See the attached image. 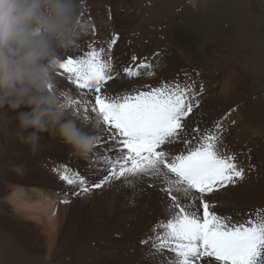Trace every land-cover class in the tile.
Wrapping results in <instances>:
<instances>
[{
    "label": "rangeland",
    "instance_id": "374dc122",
    "mask_svg": "<svg viewBox=\"0 0 264 264\" xmlns=\"http://www.w3.org/2000/svg\"><path fill=\"white\" fill-rule=\"evenodd\" d=\"M80 14L95 26L94 32L98 33L100 42L118 34L121 47L118 50L115 45L117 52L121 51L130 61L133 55L143 58L148 50L155 54L167 46L177 45L175 40L179 38L194 39L196 46L182 63L195 73L216 72L219 84L223 87L227 84L222 95L229 97V109L223 116L229 115L227 118L234 131L246 135L252 130L264 131V0H81ZM53 91H56V81ZM254 117L263 118L260 125L253 124ZM0 119L3 120V116ZM218 120L222 124V119ZM4 124H0V264H108L99 252H95L94 246L105 253L110 249L108 261L131 264L128 253L132 250L139 253L143 246L140 241L153 232V226L146 229L141 225L146 217V197L123 184L115 186V198L110 196L116 199L113 233L105 232L106 221L111 215L106 213L104 192L100 195L96 215L75 216L73 224L68 225L66 203H62L64 195L61 194V201L56 200V139L47 133L41 134L40 143L44 147L33 155L19 142L18 131L10 133ZM11 137L13 143L7 150ZM89 157L92 159L93 155L89 153L86 158ZM253 162L256 165V158ZM25 167L41 172L35 176L39 184L20 180L25 175L21 169ZM85 171H92L90 176L102 174L100 167ZM251 185L236 189L243 191L245 200L231 205L218 196L213 200L216 208L227 201L230 209H241L242 214L233 216L235 220L247 219L258 208L250 205L249 194L254 196L259 192L256 199L260 196L264 199V185L257 192ZM33 188L36 191L33 192ZM156 191L157 194H147V197L163 195ZM135 202L139 203L138 207ZM259 208L264 209V206ZM15 213L21 217H16ZM137 214L142 215L136 217ZM214 263L217 262L214 260Z\"/></svg>",
    "mask_w": 264,
    "mask_h": 264
},
{
    "label": "snow or ice",
    "instance_id": "6c2138e0",
    "mask_svg": "<svg viewBox=\"0 0 264 264\" xmlns=\"http://www.w3.org/2000/svg\"><path fill=\"white\" fill-rule=\"evenodd\" d=\"M118 39L113 34L106 49L88 44L90 50L83 56L69 54L58 65L68 81L94 95L90 112L95 114L96 140L107 145L103 164L93 165L106 173L98 183L56 169L60 179L76 187L73 196L114 182L138 195L148 194L149 188L163 193L157 198L153 235L140 241L146 247L137 264H201L205 258H214L217 264H264V209L237 221L231 214L215 211L216 202L208 197L244 180L245 169L225 143L227 129L219 120L204 127L198 121L191 130L185 124L201 104L203 82L185 72L155 86L114 90L108 82L124 78L115 70L111 55ZM163 55H133L132 64L122 72L129 80L152 79ZM176 144L183 148L175 150Z\"/></svg>",
    "mask_w": 264,
    "mask_h": 264
},
{
    "label": "bare ground",
    "instance_id": "6f19581e",
    "mask_svg": "<svg viewBox=\"0 0 264 264\" xmlns=\"http://www.w3.org/2000/svg\"><path fill=\"white\" fill-rule=\"evenodd\" d=\"M88 23H89V30H88L87 34L84 35L76 43L75 46H73L69 51H67L66 53H64L62 55V58H61L62 60L67 59L69 54H72L74 56H83L85 54V52L90 50L88 47V44L93 45V47L96 48L97 50L101 46H103L105 49L107 48V44L110 42L112 36H109L106 39V41H104L103 43L100 42L98 37H97L98 33L96 34L94 32L95 26L90 22H88ZM107 29H111V27H108ZM120 35H121V37H123V34H120ZM193 40H185V39L179 38V39L175 40L177 45H170V46H167L166 49L160 50V52L164 53V55L160 59V66L156 69V76L152 79L140 78V79H134V80H129L124 75V73L122 72V68L125 66L131 65L132 61H130L128 58L125 59V57H124L125 55H123L121 51H119L120 53L117 52V49L120 50V47H121L120 43L117 41V44H116L117 49L114 45L112 48V51H111V55L114 57L115 70L120 72V76H123L124 78L121 79L120 77H117V78L109 81L108 83H109V86L112 87L114 90L120 89L123 87L134 86V85H146L147 84V85L155 86V85L159 84L161 80H171V79L176 78L178 75L180 77H183V74L185 72L189 73L193 79H196L198 81H202L203 85H204V94L201 97V104H200L199 108L194 109V113L192 115H190V117L185 121V124L191 130L193 127L196 126V123L198 121H203L200 124V126L204 127L205 124H207L208 126H211L212 122L217 121L219 118L222 119L221 120L222 124L227 129V132L225 133V143L229 146V148L233 152L238 154V159L241 161V166L244 167L245 173L248 172V176H245L244 180L239 181L235 185H229L227 188L221 189V190L215 192L214 194H208V197L210 200H214V199H216V197L220 196L222 199L229 201L230 204L232 205L233 202H239V201H243L246 199V196L243 195L242 190H240V191L236 190L239 186H243V185L247 186V184H252L250 187L256 188V192H257V191H260V189H262L261 185H264V180H262V175H263V170H264V131L252 130V131H249L248 135H246L245 132H242L239 130L234 131V128L232 127V125L230 123L231 121L229 120V117L227 118V116H229V115L223 116L226 113L224 111L229 109V107H228L229 97L224 98L222 95V93L226 92L225 86L227 84H225L224 87H223V85L221 86L219 84L218 74H216V72L215 73L214 72H207V71L204 72V71L198 70L199 76L197 77L195 75V72L191 71V69L189 67H187L184 63H182V59L185 56L189 55L190 50L193 51V49L196 46V41H193ZM81 42H83V43H81ZM152 54H153V52L148 50L146 55L151 57ZM137 63H139V61H137ZM187 64H188V62H187ZM55 81H56V91L55 92L57 94H64L67 97H69L70 100L77 102V103H74L72 105L71 111L75 114V117L77 118V120L79 122H81L83 125H85V131H92L97 137L98 128H97V126L94 127V125H97L96 119H95V114H92L90 112L91 106L94 104V95H90L89 90H87V89L77 88L74 84H72L70 81L67 80L66 76L62 73V70L59 68H57V70H56V80ZM236 88H238V87H236ZM230 89H231V87H230ZM233 90H235V89H233ZM260 114H261V112H260ZM89 116H91V119H89ZM259 117H261V115ZM253 119H254L253 120L254 125L255 124L260 125L261 122L263 121V118L257 119L256 117H254ZM3 120H5V122H3ZM3 120L0 119V124L5 123L3 127L6 129L8 128L9 130H7V131H9L10 133H12L13 131H15V132L18 131L16 126H15L14 121L12 120V118L10 116L5 117V119L3 116ZM103 139H106V137H101V140H103ZM12 143H13V139L11 137L9 140V143L6 145L7 150H8L9 146L10 147L12 146ZM106 147H107L106 144L97 143V140H96L95 146L89 152L93 155L92 159H94V161L92 162V159H89L86 157L81 158L78 156L70 155V152H71L70 148L68 146H66L65 144L61 143L58 139H56V169H59L60 171H67L70 176L73 173H76V174H79L80 176L90 180L91 182L98 183L101 179H103V176L106 173L102 172V174L100 176H95V175L90 176L92 174L91 173L92 171L86 172L85 170H88V169L92 170L93 169L92 165H102L103 164L104 155H105L104 149ZM173 147L175 150L178 151L181 148H183V145L182 144H176ZM255 158H256V165H254V162H253ZM25 168L21 169L22 172H25L24 177H21V178L17 177V178H20V180L23 179L25 181L26 180L27 181H35L36 183L39 184V182L36 181L35 176L38 174H41V172L40 171L36 172L31 167H25ZM249 172H250V174H249ZM88 173H90V174L88 175ZM30 177L32 179H29ZM117 184L121 185L122 183L121 182H114L111 187H104L101 189H93L91 193L84 195V196H73V195H71V193L75 192L77 190L76 187L72 186V185H68L65 181L61 180L60 179V173L58 171H56V200L61 201L62 200L61 194H62V195H64L63 200L69 201V203H66V214L68 215V223L67 224L72 225L74 222L73 220H74L75 216L78 217L84 213L86 215H94L98 209V201H99L100 195L104 192L105 196H107L106 213L108 215H111V217L108 218L106 221L107 227H106L105 232L106 233L112 232L111 226H113L115 224V222L112 219L113 218L112 215H113V207H114V204L116 202V199H112L110 196H113V190ZM118 189H120V188L118 187L117 191H118ZM125 190H126V188H125ZM156 190L157 189L149 188V189H147V193L151 194V193L156 192V194H157ZM34 191H36V189L33 188V192ZM258 194H259V192L256 193L254 196L253 195L250 196L251 194H249L250 205L254 206V207H258V208H256V210L260 209L259 208L260 206H264V199L261 196H260L259 200L256 199ZM43 196H44V194H43ZM144 196L146 197L145 205H147L145 213H144V214H146V217L144 216L143 223L141 225H143L144 228L147 229V228H150L154 225L153 221L158 220V215H157V213H158V199L157 198H158V196H160V194L153 196L150 199L147 197V194H145ZM11 199H12V197H11ZM227 201H225V203H222L223 206L220 205L218 208H215V211L216 210H217V212L223 211V212H219V213L231 214L232 216H234L237 213H241V209L240 210L230 209L231 206L228 205ZM135 205L138 207L139 203L135 202ZM152 205H155V207H152ZM64 206H65V204H64ZM56 210H57V204H56ZM126 211H128V210H126ZM126 211L124 210V212H126ZM4 212H6V210ZM246 213H245V215H247ZM141 215L142 214H137L136 217H139ZM15 216L21 217L20 214H16V213H15ZM237 216H239V215H237ZM117 223H119V222H117ZM122 223H119V224H122ZM61 225H62V223H61ZM68 225H66L63 228H66ZM114 228H116V227L114 226ZM118 229L120 230L121 228H118ZM133 229H135V228H133ZM102 232H104V231H102ZM114 233H116V232H114ZM152 235H153V232H152V234H146L144 236V239H146L147 237H150ZM36 243L37 244L40 243L38 238L36 239ZM92 243H94V242H92ZM108 246H111V244H108ZM94 247H95V252H99V255H101L103 258H105V260H107L105 262H109L108 264H113V263L119 264L118 262L115 263V261H112V260L108 261L110 258V252H111L109 248L106 250V253H105L104 250L102 251L101 249L97 248L96 246H94ZM145 247L146 246L143 245L142 250L139 253L137 251L134 253L135 250H132L131 253H128L132 259L131 264H137L138 259L141 257V253L145 249ZM91 248H93V247H91ZM159 255L160 254H157V256H159ZM164 255L169 256L171 254L168 252H165ZM209 259L211 260V264H217V263H214V258H205L204 260H202L201 264H207V261ZM125 261H126V259H125ZM126 262H128V261H126ZM128 264H130V263H128Z\"/></svg>",
    "mask_w": 264,
    "mask_h": 264
},
{
    "label": "clouds",
    "instance_id": "9594fccd",
    "mask_svg": "<svg viewBox=\"0 0 264 264\" xmlns=\"http://www.w3.org/2000/svg\"><path fill=\"white\" fill-rule=\"evenodd\" d=\"M80 5L81 0H0V116L12 118L19 142L33 155L44 147L43 133L81 158L96 143L71 111L70 98L53 91L62 55L89 30Z\"/></svg>",
    "mask_w": 264,
    "mask_h": 264
}]
</instances>
